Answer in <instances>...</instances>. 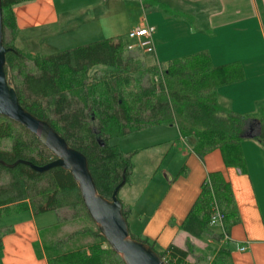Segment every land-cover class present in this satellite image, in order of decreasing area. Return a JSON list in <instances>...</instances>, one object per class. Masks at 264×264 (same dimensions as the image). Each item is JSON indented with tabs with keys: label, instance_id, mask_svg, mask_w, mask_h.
<instances>
[{
	"label": "trees",
	"instance_id": "trees-1",
	"mask_svg": "<svg viewBox=\"0 0 264 264\" xmlns=\"http://www.w3.org/2000/svg\"><path fill=\"white\" fill-rule=\"evenodd\" d=\"M28 1L32 0H1L3 43L15 51L8 49L5 55L7 80L26 110L49 122L71 147L86 156L97 192L105 198L111 197L123 172L128 169L129 177L133 167L129 155L118 145L108 143L113 136L154 124L174 123L183 136L195 137L194 151L201 160L208 152L219 149L224 165L241 172H246L240 145L243 134L252 128L253 137L264 147V105L252 114L241 115L219 102L216 94L219 86L243 78L239 62L214 65L206 51L175 58L164 66L158 85L151 81L150 86L139 87L125 98L122 86L129 84V78L120 73L128 72L126 61L132 58H123L125 47L120 37H106L49 55L25 51L13 43L17 33L14 6ZM7 30L12 36L8 42ZM94 66L111 67L115 72L108 79L91 78L88 71ZM155 85L159 87L158 94ZM5 140H10L11 145L0 147V160L7 164L22 159L43 165L54 159L34 134L0 115V141ZM0 180V215L27 209L38 214L65 206L86 211L77 183L61 167L40 173L26 164L14 170L0 164ZM213 202L225 214L223 232L209 225ZM127 212L123 208L125 216ZM239 221L230 182L221 171H210L180 230L200 240L212 237L216 242L223 241L215 262L232 264L224 234L228 235ZM86 231L93 238L89 244L64 251L59 245L68 238H63L46 246L48 264H124L120 255L106 245L97 227L69 236ZM131 237L151 245L166 264H189L188 249L169 244L158 250L147 238Z\"/></svg>",
	"mask_w": 264,
	"mask_h": 264
},
{
	"label": "crops",
	"instance_id": "crops-1",
	"mask_svg": "<svg viewBox=\"0 0 264 264\" xmlns=\"http://www.w3.org/2000/svg\"><path fill=\"white\" fill-rule=\"evenodd\" d=\"M58 1L63 6V11L56 9L57 0H32L14 6L17 33L48 28L47 26L60 22V19L72 20L73 12H80L77 19L83 22L84 16L93 14L92 9L99 4L98 1L94 3L92 0H84L80 7L82 10L78 11L73 4L64 8L73 0ZM148 12L150 18L145 16L146 24H128V28L122 32L120 27L113 25L106 27V31L110 33L104 36L118 37L117 34L147 25L152 28L154 43L151 58L158 65L165 66L172 59L200 51H206L214 65L239 62L244 76L241 80L217 88L219 102L241 115L252 114L258 105L264 104V0H159L158 7L149 8ZM85 30L84 37L93 36L90 30ZM17 33L15 44L19 40ZM222 36L226 38L223 41ZM229 47V50L225 49ZM175 48H186V51L179 53L174 51ZM156 125H160L162 130L147 134ZM140 130L143 135L137 136V139L141 145L122 150L130 156L131 162L133 153L150 152L157 145H162L166 147V155L171 152L175 156V164H179L176 168L182 166L176 179H173V169L168 171L165 167L161 170L164 177L160 175V188L164 183L169 192L164 202L162 203V199L159 202L158 209H153L150 193H146L150 187L147 181L141 183L142 190L136 201L121 199L123 208L128 210L127 221L132 219L135 223H142L147 236L144 237L149 240L153 238L154 245L159 244L160 249L169 244L185 249L188 240L196 246L199 239L180 230V224L198 197L208 172L219 170L230 182L240 217L239 223L229 230V238H224L231 262L264 264V215L258 202V196H264V148L253 137L252 128L243 134L240 143L246 172H241L236 167H226L219 149L208 152L201 160L194 151L195 137L183 136L174 123L154 124L127 134ZM164 134L165 138H162ZM133 173L134 165L125 184H128V189L135 191L138 189V182L132 178ZM142 176L150 179L145 173ZM183 186L185 189L178 190ZM175 193L176 196L171 200ZM166 198L170 200L167 201ZM44 213L38 214L44 217ZM36 215L31 209H27L19 217L1 225L0 228H5V231L1 239L0 264H48L43 250L40 252L38 248L42 244V238L39 236ZM148 229L152 231L149 232ZM137 232L141 233L139 230ZM242 246H245L243 250L240 249Z\"/></svg>",
	"mask_w": 264,
	"mask_h": 264
},
{
	"label": "rangeland",
	"instance_id": "rangeland-1",
	"mask_svg": "<svg viewBox=\"0 0 264 264\" xmlns=\"http://www.w3.org/2000/svg\"><path fill=\"white\" fill-rule=\"evenodd\" d=\"M84 0H73L72 3L65 5L64 8L67 6L71 7V4H73V7H76L78 11H81L80 8L83 4ZM98 1L99 4L94 6V9H92L93 14H88L84 16L83 22H80L77 17H79L81 14H77L76 12H73V19L72 20H61L60 22L56 24H52L47 26L48 28H36V29H30V30H22L17 33V37L19 40L16 42V45L20 48H23L25 51L38 53L39 55H49V54H55L57 52H61L67 49L75 48L77 46L87 44L96 40L104 39L106 37L111 36H104L110 33V31H106V27H111L113 25L120 27V31L128 28V24L132 25L136 22H143L145 23L146 17L150 18L149 15V8H156L158 7L159 0L156 4H152V0H92ZM144 3V4H143ZM56 9L63 11V6L59 5V1L57 0L56 3ZM84 10V9H83ZM96 10V11H94ZM147 14V15H146ZM146 24V23H145ZM121 25L123 26L121 28ZM144 25V24H143ZM147 26V25H145ZM87 30H90L92 32V37H84V32ZM96 33H95V32ZM128 31V30H127ZM86 33V32H85ZM152 34V32H151ZM119 35L120 39L122 40V43L125 47V49L122 50V56L123 58H132L129 61H126L128 72L122 71L120 74L122 76H128L129 78V84H125L122 86V89L124 90V96L127 98V93L131 91H137L140 88H146L150 86V82H155L156 84L159 83V79L161 77V72L164 70V66L158 65L153 61L151 58V55L153 53H147L142 50V48L134 47V49H128L127 46L131 44L137 43L136 38H130L128 36V32H125L123 34H117ZM5 39L6 41L12 40V36L10 34V31L7 30L5 33ZM13 38V43H14ZM152 39V36H151ZM222 41L226 38L224 36L221 37ZM153 41V39H152ZM228 41V40H226ZM154 44V43H153ZM229 48H225L226 50H229ZM191 49V48H187ZM174 51H178L179 53H185L186 48H175ZM131 69V70H130ZM89 76L91 78L96 77L101 78H111L112 74L115 72V69H112L111 67H104V66H94L89 69ZM158 85V84H157ZM156 86L155 94H158L160 92L159 87ZM140 87V88H139ZM264 105V104H260ZM258 105V106H260ZM160 125H156L151 129V131H147L150 133L147 134H155L156 132H160L162 130V127H159ZM165 130V129H164ZM143 131H137L133 132L127 135L123 136H113L108 139V143L111 145H118L121 150L125 149L128 150L129 146L136 147L140 146L141 142L138 140L137 136H142ZM146 132V131H145ZM135 134V135H133ZM140 134V135H139ZM133 135V137H131ZM155 137V136H153ZM160 137V136H159ZM162 138H165V134L161 136ZM140 138V137H139ZM141 139V138H140ZM134 140V141H133ZM142 140V139H141ZM143 141V140H142ZM11 145L10 140L0 141V147L8 148ZM184 145V144H183ZM123 146V148H121ZM262 147V145H261ZM264 148V147H262ZM150 152L146 153H140V154H134L132 156V163L134 165V173L132 178L135 179V182H138V189L133 191L132 189H128V184H124L121 189L118 192L119 199H133L136 201L139 198V192L142 190L141 183L144 184L145 181L149 182L150 187L146 191V193H150V199L151 202H153V209H158L159 202H164V198L166 194L169 192L168 186H165V184H162V187L160 188V175L163 176V173L161 172L162 169L165 167L168 168V171H172L175 173V176L173 179H176V177L179 175L178 172L181 168L175 164V156L173 154L167 153L166 155V147L162 145H157L156 147L152 148ZM159 151L158 153H156ZM175 164V165H174ZM146 171V172H144ZM145 173V175L149 176V180L145 179L142 175ZM164 177V176H163ZM143 178V179H142ZM137 180V181H136ZM1 181V180H0ZM174 181V180H173ZM1 183V182H0ZM175 186H177L175 184ZM136 187V188H137ZM185 189V186L183 188L180 187L178 190ZM134 193V195H133ZM176 196V193L171 196V200ZM167 201L170 200V198H166ZM258 202L260 203V210L264 215V196H258ZM84 211L82 208H72L69 206H65L60 208L59 210H49L44 213V217H41V215L37 214L36 218L39 224V236L42 238V244L39 245L40 252H44V255L47 257L46 252V246L51 247V243L61 240L63 238H68L67 241L65 240L64 243H60L59 247L61 249L69 250L70 248L82 246L85 244H89L93 241V238L88 231L77 234L73 236H69L70 234H73L74 232H78L80 230H89L96 229L95 223L91 220V218L88 216L87 212ZM22 212L14 213L5 215H0V227L3 224H7L10 221L14 220L16 216H20ZM157 214V213H156ZM58 215V216H57ZM47 221V222H46ZM128 224L130 228V234H133L134 237L137 238H145L146 234L144 233L145 229L143 228V224H138L132 221V219H128ZM215 230H219V227H213ZM140 231L141 233H138L137 231ZM2 231H5V228H0V235ZM149 232L152 231V229H148ZM143 232V233H142ZM141 236V237H140ZM147 237V236H146ZM153 239V238H152ZM150 238V241L153 242ZM106 242V241H105ZM188 243L190 245H188ZM223 241H215L212 237H208L206 240H200L196 244V246L187 241V244L185 245V249L189 250V255L186 258L187 262L189 264H217L215 262L217 255L220 253L221 245ZM106 245H108L106 243ZM159 244H155L154 247L158 250H160L161 246H158ZM105 246V244H104ZM109 246V245H108ZM233 247V246H232Z\"/></svg>",
	"mask_w": 264,
	"mask_h": 264
},
{
	"label": "water",
	"instance_id": "water-1",
	"mask_svg": "<svg viewBox=\"0 0 264 264\" xmlns=\"http://www.w3.org/2000/svg\"><path fill=\"white\" fill-rule=\"evenodd\" d=\"M3 40L0 0V115L21 124L34 134L37 140L54 155V159L43 165L22 159L13 164L0 160V164L8 166L11 170L19 164H26L40 173L53 167L68 170L77 183L88 216L95 223L106 243L120 255L124 264H166L151 245L131 237L129 224L123 213V204L118 197L120 188L128 180V169L123 172L122 181L114 188L109 199L97 192L86 156L71 147L49 122L36 117L20 104L14 88L10 86L6 77L5 55L10 48L4 46Z\"/></svg>",
	"mask_w": 264,
	"mask_h": 264
},
{
	"label": "built area",
	"instance_id": "built-area-1",
	"mask_svg": "<svg viewBox=\"0 0 264 264\" xmlns=\"http://www.w3.org/2000/svg\"><path fill=\"white\" fill-rule=\"evenodd\" d=\"M151 32H152V28L145 26V25L144 26H138V27L132 29L128 33V36L130 38H136L137 43H136V45L135 44L128 45L127 48L131 50L137 46L139 48H142V50L144 52L153 53L154 52V45H153V41L151 39ZM224 218H225L224 212L219 208L217 203L213 202L212 213H211L210 219H209V225L212 227H215V226L219 227L223 232ZM224 238L228 239L229 236L224 234ZM244 248H245V246H242L240 249L243 250Z\"/></svg>",
	"mask_w": 264,
	"mask_h": 264
}]
</instances>
